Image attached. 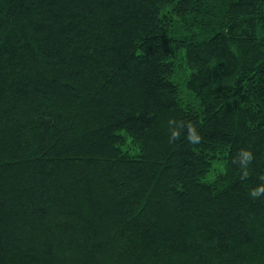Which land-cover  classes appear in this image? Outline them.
I'll return each mask as SVG.
<instances>
[{"label":"trees","instance_id":"obj_1","mask_svg":"<svg viewBox=\"0 0 264 264\" xmlns=\"http://www.w3.org/2000/svg\"><path fill=\"white\" fill-rule=\"evenodd\" d=\"M261 189L264 0H0V264H264Z\"/></svg>","mask_w":264,"mask_h":264},{"label":"clouds","instance_id":"obj_2","mask_svg":"<svg viewBox=\"0 0 264 264\" xmlns=\"http://www.w3.org/2000/svg\"><path fill=\"white\" fill-rule=\"evenodd\" d=\"M260 191H264V189H261ZM252 195H258V192H253Z\"/></svg>","mask_w":264,"mask_h":264}]
</instances>
